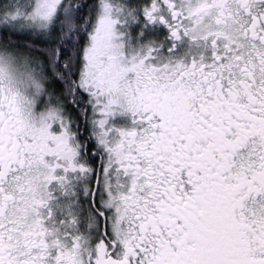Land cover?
Masks as SVG:
<instances>
[{"label": "snow or ice", "instance_id": "snow-or-ice-1", "mask_svg": "<svg viewBox=\"0 0 264 264\" xmlns=\"http://www.w3.org/2000/svg\"><path fill=\"white\" fill-rule=\"evenodd\" d=\"M0 264H264V0H0Z\"/></svg>", "mask_w": 264, "mask_h": 264}]
</instances>
